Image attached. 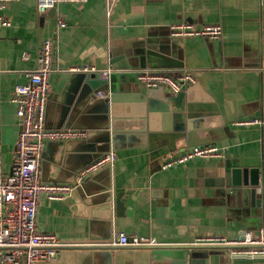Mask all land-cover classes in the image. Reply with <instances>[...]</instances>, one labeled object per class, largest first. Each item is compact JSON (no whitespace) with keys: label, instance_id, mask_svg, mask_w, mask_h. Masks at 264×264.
Segmentation results:
<instances>
[{"label":"crops","instance_id":"obj_1","mask_svg":"<svg viewBox=\"0 0 264 264\" xmlns=\"http://www.w3.org/2000/svg\"><path fill=\"white\" fill-rule=\"evenodd\" d=\"M0 17L10 24L0 27L3 175L10 169L20 131L10 101L12 90L27 80L28 72L36 67L38 46L48 38L55 41L48 95L63 91L70 76L67 69L73 65L110 68L112 72L106 78L109 84L102 85L99 91L104 95L110 89L134 92L141 86L133 71L140 68L130 65L138 64V51L147 42L159 45L165 41L184 64L170 74L190 72L193 83L205 93L199 95L203 101L189 102L196 112L194 120L191 118L193 124L199 117H211L210 113L198 112L197 107L203 104L215 106L223 122L218 124L208 118L207 128L213 132L222 130L219 138L210 143L224 149L222 159L194 158L163 169L164 160L188 147L178 142L168 149L134 146L115 151L113 166L93 174L95 182L110 184L113 199L107 208L98 205L89 209L75 199L39 198V232L84 246L110 244L118 234H125L153 240L156 244L152 248L65 249L56 260L35 264H115V260L131 255L150 256V264L169 262L181 257L184 250L163 246L190 245L209 236L240 239L264 227V127L233 124L242 118H264V0H116L109 7L106 0H87L59 3L53 16L47 11L38 14L36 0H17L0 9ZM181 23L197 27L219 23L222 33L213 41L172 37L170 26ZM157 122L168 133L174 126L173 118ZM234 162L260 170L255 187L260 204L253 202L249 188L226 184L223 167ZM117 194L119 204L114 200ZM107 233L111 240L106 243ZM209 263L264 264V258L231 257L222 250L213 254Z\"/></svg>","mask_w":264,"mask_h":264},{"label":"water","instance_id":"obj_2","mask_svg":"<svg viewBox=\"0 0 264 264\" xmlns=\"http://www.w3.org/2000/svg\"><path fill=\"white\" fill-rule=\"evenodd\" d=\"M55 6L47 10L52 16L55 14ZM138 55V64H131L130 67L162 69L169 73H175L184 67L183 62L174 56L173 49L165 41L159 45L147 42L138 51ZM108 84L106 79L97 78L95 74L70 73L67 86L61 93L49 94L45 108V128L83 129L88 135L80 140L47 141L40 155L41 180L70 184L73 191L65 200L75 199L78 204H84L89 209L98 205L107 208L113 199L110 184L95 182L93 174L80 183L76 181L78 174L104 153L134 146H149L151 150L166 146L168 149L178 142L181 146L191 148L214 143L222 134L220 129L215 132L207 129L210 128L208 118L223 124L217 108L211 104L197 107L198 112L210 113L211 117H199L202 114H198L199 119L193 124L196 112L189 102L203 101L199 95L205 94L198 84L184 83L177 92H171L163 86L148 89L140 85V88L131 93L110 89L109 93L105 91V95H108L106 98L95 97L101 91L100 87ZM172 118L174 126L170 133L165 127L158 125V119L166 123V120ZM259 171L258 168L241 167L234 162L224 165L222 175L226 184L234 188H249L253 202L258 205L260 199L256 198L255 187L260 181ZM114 200L119 204L118 194ZM104 240L106 243L111 240V234L107 233ZM118 247L120 246L103 244L70 246L64 250L109 251ZM163 247L184 250V253L177 259L169 262L161 260L156 264H210L209 258L224 248L195 244ZM114 262L150 264L151 260L150 256L131 255Z\"/></svg>","mask_w":264,"mask_h":264},{"label":"built area","instance_id":"obj_3","mask_svg":"<svg viewBox=\"0 0 264 264\" xmlns=\"http://www.w3.org/2000/svg\"><path fill=\"white\" fill-rule=\"evenodd\" d=\"M17 0H0V9ZM87 0H36L38 14L59 3H85ZM116 0H106L111 6ZM9 22L0 17V27L9 26ZM58 25H62L58 22ZM222 33L219 23H207L199 27L189 23L170 26L172 37H203L217 40ZM55 55L54 38L40 42L36 57V67L28 72L27 80L13 87L10 97L14 105L20 131L15 144L13 160L6 175L0 170V264H35L56 260L60 252L70 246H84L82 243L66 242L51 233L39 232L36 217L39 198L48 201L65 200L73 191L67 183H52L41 180L40 155L47 141L85 139L88 132L73 128H45V108L48 98L49 78ZM26 58V56H24ZM68 72L95 74L106 79L112 70L99 69L92 65H73ZM137 82L145 88L163 86L171 92H177L184 83H193L190 72L171 75L162 69H138L133 71ZM98 98H106L101 92ZM236 126L264 127L263 117L242 118L233 122ZM194 158L222 159L224 149L215 144L194 146L183 150L177 156L162 162L161 168L167 169L187 163ZM116 161L115 151H109L87 165L77 176L80 183L101 168L112 167ZM115 246L149 247L153 240L138 236L118 234ZM195 245L222 246L231 257L264 258V227L256 232H247L240 239H228L223 236H209L196 239ZM87 245V244H86ZM93 245V244H90Z\"/></svg>","mask_w":264,"mask_h":264}]
</instances>
